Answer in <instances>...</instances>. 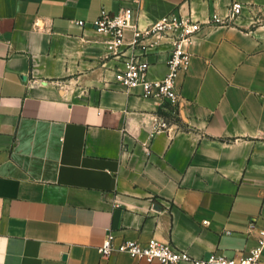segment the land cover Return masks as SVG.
<instances>
[{
  "label": "crops",
  "instance_id": "obj_1",
  "mask_svg": "<svg viewBox=\"0 0 264 264\" xmlns=\"http://www.w3.org/2000/svg\"><path fill=\"white\" fill-rule=\"evenodd\" d=\"M235 1L241 16L208 23ZM130 3L0 0V264H161L103 256L109 233L155 237L196 258L240 257L258 244L264 0H140L111 54L93 23L103 7ZM170 13L204 22L177 109L120 80L134 51L150 79L166 76L171 42L131 41Z\"/></svg>",
  "mask_w": 264,
  "mask_h": 264
},
{
  "label": "built area",
  "instance_id": "obj_2",
  "mask_svg": "<svg viewBox=\"0 0 264 264\" xmlns=\"http://www.w3.org/2000/svg\"><path fill=\"white\" fill-rule=\"evenodd\" d=\"M139 3L140 0H131L130 5L114 12L103 7L94 21L96 31L109 37L107 47L111 54L118 55L122 51L126 43L127 28L134 25ZM244 7L242 2L235 1L231 4L226 18L213 15L208 23L216 26L235 20L243 14ZM77 23L82 26L86 24L84 20H77ZM203 27L204 22L177 13L165 15L143 30L137 27L131 45H141L145 40L150 39H154L152 46L159 45L164 40L171 42L172 49L167 61L168 72L162 79H150L149 60L134 51L125 62V68L120 75L121 82L128 89L142 87L145 96L159 98L171 107L179 108L182 92L178 86V79L180 74L187 71L191 65L190 46ZM159 125L168 127L165 120L160 121ZM99 250L103 256H110L114 252L126 253L148 263L157 260L161 264H177L183 261L194 264H260L264 254V228L259 231L258 244L248 254L240 257L214 252L208 258H196L188 251L163 243L155 237L146 243L132 239L117 242L112 233L108 234Z\"/></svg>",
  "mask_w": 264,
  "mask_h": 264
},
{
  "label": "water",
  "instance_id": "obj_3",
  "mask_svg": "<svg viewBox=\"0 0 264 264\" xmlns=\"http://www.w3.org/2000/svg\"><path fill=\"white\" fill-rule=\"evenodd\" d=\"M24 79H26V76H23Z\"/></svg>",
  "mask_w": 264,
  "mask_h": 264
}]
</instances>
